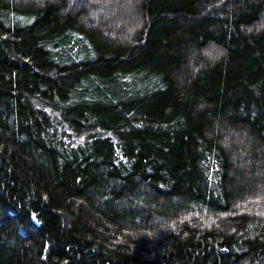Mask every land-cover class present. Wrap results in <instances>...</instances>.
Wrapping results in <instances>:
<instances>
[{"label":"trees","instance_id":"obj_1","mask_svg":"<svg viewBox=\"0 0 264 264\" xmlns=\"http://www.w3.org/2000/svg\"><path fill=\"white\" fill-rule=\"evenodd\" d=\"M0 264H264V0H0Z\"/></svg>","mask_w":264,"mask_h":264}]
</instances>
